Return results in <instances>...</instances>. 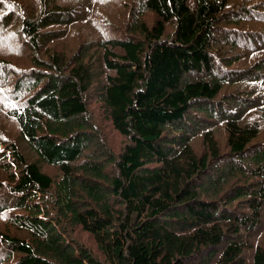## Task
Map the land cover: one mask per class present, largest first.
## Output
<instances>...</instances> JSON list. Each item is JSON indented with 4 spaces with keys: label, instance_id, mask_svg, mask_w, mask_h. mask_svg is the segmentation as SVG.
Returning <instances> with one entry per match:
<instances>
[{
    "label": "trees",
    "instance_id": "16d2710c",
    "mask_svg": "<svg viewBox=\"0 0 264 264\" xmlns=\"http://www.w3.org/2000/svg\"><path fill=\"white\" fill-rule=\"evenodd\" d=\"M263 21L264 0H0V264H264Z\"/></svg>",
    "mask_w": 264,
    "mask_h": 264
},
{
    "label": "rangeland",
    "instance_id": "374dc122",
    "mask_svg": "<svg viewBox=\"0 0 264 264\" xmlns=\"http://www.w3.org/2000/svg\"><path fill=\"white\" fill-rule=\"evenodd\" d=\"M110 8H111L110 10L104 9V8H102V10H101V8L98 7L97 11L85 12V14H89V17H88L89 22L88 23L83 22L80 25V27L77 26L76 30L78 32L73 31V32L69 33L68 39H67L68 46L70 48L76 49L85 40L95 41L98 38V34L107 33L108 29L106 28L107 24L105 22V15L104 14L115 15L116 13H119L122 9V4H121V2L118 4H113V2H112V6ZM104 10H105V12H103ZM84 25H86L87 28L83 27ZM109 26H110V30L114 29V27H112L110 25V23H109ZM262 26L264 27V21L262 22ZM117 36H119V34H117ZM13 38L20 40L19 37H13ZM0 52H3V51H0ZM9 60L13 63H18L19 66H22L23 64L26 65L28 63L27 60H29V58H21V59L10 58ZM242 66L246 67V64H244ZM96 119H97V122L99 123V121L101 120V117H99V115H98L96 117ZM100 124L105 125L106 123H100ZM106 132H107L106 135H105V132H103V135L105 137L104 139L106 142L108 140V142L110 143V136H112V139L114 140L115 144H122V139L119 135H113V133L111 131H108V130ZM9 133L13 137H17V131L11 130ZM221 137L223 139H225L223 134H221ZM46 169L48 172H50L52 174H56L55 169L49 168V167H46ZM235 208H238V206H235L234 209ZM240 210H244V209H238V211H240ZM258 240H259V237L257 239H253V241L255 243H258ZM85 244L89 246L88 241H85Z\"/></svg>",
    "mask_w": 264,
    "mask_h": 264
}]
</instances>
